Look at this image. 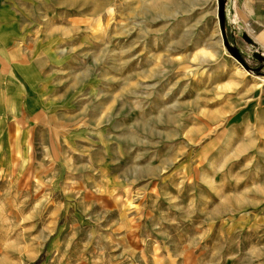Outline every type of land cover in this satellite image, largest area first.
Returning a JSON list of instances; mask_svg holds the SVG:
<instances>
[{
    "label": "rangeland",
    "instance_id": "1",
    "mask_svg": "<svg viewBox=\"0 0 264 264\" xmlns=\"http://www.w3.org/2000/svg\"><path fill=\"white\" fill-rule=\"evenodd\" d=\"M216 4L30 2L37 118L0 145V264H264V121L229 120L264 75Z\"/></svg>",
    "mask_w": 264,
    "mask_h": 264
},
{
    "label": "crops",
    "instance_id": "2",
    "mask_svg": "<svg viewBox=\"0 0 264 264\" xmlns=\"http://www.w3.org/2000/svg\"><path fill=\"white\" fill-rule=\"evenodd\" d=\"M32 0H0V145L4 139H14L15 131L36 119L37 112H29L30 103L26 97L27 87L23 68L20 66L19 19ZM234 10L238 21L244 26L252 40L264 50V0H234ZM264 77L253 82L247 102L229 120L233 125L264 121ZM234 121V119H236ZM11 143V141H10ZM5 264V263H4Z\"/></svg>",
    "mask_w": 264,
    "mask_h": 264
},
{
    "label": "water",
    "instance_id": "3",
    "mask_svg": "<svg viewBox=\"0 0 264 264\" xmlns=\"http://www.w3.org/2000/svg\"><path fill=\"white\" fill-rule=\"evenodd\" d=\"M216 21L218 24L222 44L226 48L228 53L236 61H238L246 71L255 75L252 72V68L240 58L239 50L235 47V44H231L229 42L225 31L226 25H228L229 28L233 27V29L237 32L238 36L246 43L249 49H251L253 52L260 53L255 59L262 64L264 63V50L260 49V47L252 40V38L246 32L244 26L238 21L234 10V0H217Z\"/></svg>",
    "mask_w": 264,
    "mask_h": 264
},
{
    "label": "flooded vegetation",
    "instance_id": "4",
    "mask_svg": "<svg viewBox=\"0 0 264 264\" xmlns=\"http://www.w3.org/2000/svg\"><path fill=\"white\" fill-rule=\"evenodd\" d=\"M225 31L229 42L231 44H235V46L239 50L240 58L252 68V72L255 75H264V63L262 64L255 59L260 53L253 52L251 49H242V47L239 45V41L243 40L238 36L237 32L233 29V27L229 28L228 25H226Z\"/></svg>",
    "mask_w": 264,
    "mask_h": 264
},
{
    "label": "trees",
    "instance_id": "5",
    "mask_svg": "<svg viewBox=\"0 0 264 264\" xmlns=\"http://www.w3.org/2000/svg\"><path fill=\"white\" fill-rule=\"evenodd\" d=\"M41 261H40V258H38L35 262L31 263V264H40Z\"/></svg>",
    "mask_w": 264,
    "mask_h": 264
},
{
    "label": "bare ground",
    "instance_id": "6",
    "mask_svg": "<svg viewBox=\"0 0 264 264\" xmlns=\"http://www.w3.org/2000/svg\"><path fill=\"white\" fill-rule=\"evenodd\" d=\"M264 82V80H262Z\"/></svg>",
    "mask_w": 264,
    "mask_h": 264
}]
</instances>
